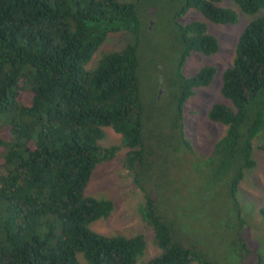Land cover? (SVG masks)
<instances>
[{
  "label": "trees",
  "instance_id": "16d2710c",
  "mask_svg": "<svg viewBox=\"0 0 264 264\" xmlns=\"http://www.w3.org/2000/svg\"><path fill=\"white\" fill-rule=\"evenodd\" d=\"M221 1L182 0L173 19L194 9L212 23H234L236 12ZM228 1L255 17L239 33L221 74L219 90L227 102L210 104L206 115L225 126L212 143L210 179L227 180L230 209L239 212L238 186L244 170L254 166L251 142L264 127V0ZM135 10L127 0H0V264H211L191 230L182 234L177 227H193L179 217L188 211L165 212L156 176L142 173L154 162L151 145L160 144L165 128L146 120L154 92L142 76L146 52L137 37L146 28ZM118 30L136 40L101 53L87 67L107 33ZM175 39L174 72L157 96L168 93L173 102L166 137L173 135L190 152L182 107L195 88L210 83L214 67L189 75L181 67L191 53L216 52L218 42L199 19L177 22ZM107 127L128 148L125 165L144 193L141 218L159 249L147 259L141 258L142 234L106 235L90 227L113 209L110 199L85 193L95 166L119 148L99 144ZM258 148L264 153V143ZM161 168L166 175L169 167ZM256 264H262L260 255Z\"/></svg>",
  "mask_w": 264,
  "mask_h": 264
},
{
  "label": "rangeland",
  "instance_id": "374dc122",
  "mask_svg": "<svg viewBox=\"0 0 264 264\" xmlns=\"http://www.w3.org/2000/svg\"><path fill=\"white\" fill-rule=\"evenodd\" d=\"M127 1L135 3V11L146 28L145 34L137 37L139 49L146 52L142 76L145 81L150 82L154 92V101L151 98L146 102V120L153 118L165 128L160 144L151 145L154 162L142 173L156 176L152 181L157 184L154 188L158 191L160 189L165 212L172 214L174 210L188 211L179 217L184 216L193 227L187 224L177 227L182 234L186 229L191 230L189 233L199 240L197 246L202 245L207 250L210 257L207 259L211 264H256L258 255L264 264V153L258 148L264 143V127L251 142L254 166L244 170L239 183L238 212L232 207L230 209L227 180L210 179L214 168L212 158H209L212 143L224 134L225 126L210 121L206 115L210 104L227 102L219 90L221 74L232 60L233 47L239 33L255 15L244 14L232 2L222 0L220 5L228 6L236 12L234 23H212L194 9H189L175 21L174 12L182 0ZM191 19L205 21L207 31L217 39L218 49L210 55L191 53L181 67L182 75H189L203 65L214 67L210 83L195 88L182 107L181 127L184 136L190 141L192 151L187 152L174 143L176 138L173 135L166 137L171 132L170 128L172 129L173 102L168 93L160 96L157 94L159 95L161 85L165 90L166 78L173 74L177 61L176 23L181 24ZM134 40V35L124 30L107 33L87 67L92 66L101 53L119 49ZM155 64L161 68L160 73L157 72ZM146 124L150 126L151 122L147 121ZM167 129L169 130L166 132ZM173 132L178 134L175 130ZM121 142L118 133L111 128H104V136L99 144L118 145L119 148L111 160L95 166L85 193L96 198L110 199L113 209L107 217L91 222L90 227L106 235L142 234L146 247L141 258L147 259L159 252V249L151 241V228L141 218L144 193L133 181L132 172L125 165L128 148ZM162 159L163 162L160 161ZM159 161L161 163L158 164ZM162 166L169 167L168 170L165 169L166 175L161 173Z\"/></svg>",
  "mask_w": 264,
  "mask_h": 264
},
{
  "label": "water",
  "instance_id": "95a60500",
  "mask_svg": "<svg viewBox=\"0 0 264 264\" xmlns=\"http://www.w3.org/2000/svg\"><path fill=\"white\" fill-rule=\"evenodd\" d=\"M158 92H160V87H159V90H158Z\"/></svg>",
  "mask_w": 264,
  "mask_h": 264
}]
</instances>
